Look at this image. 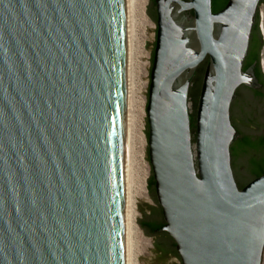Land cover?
I'll return each mask as SVG.
<instances>
[{
	"label": "water",
	"instance_id": "obj_1",
	"mask_svg": "<svg viewBox=\"0 0 264 264\" xmlns=\"http://www.w3.org/2000/svg\"><path fill=\"white\" fill-rule=\"evenodd\" d=\"M212 2L150 0L147 10L158 205L138 199L156 245L147 264L264 261V175L239 187L231 117L238 89L259 86L244 63L264 0L217 13ZM127 42L128 0H0V264H126ZM204 62L195 148L189 101ZM248 95L233 116L253 114L240 126L264 136L261 101ZM235 163L241 181L252 177L250 155Z\"/></svg>",
	"mask_w": 264,
	"mask_h": 264
},
{
	"label": "bare ground",
	"instance_id": "obj_2",
	"mask_svg": "<svg viewBox=\"0 0 264 264\" xmlns=\"http://www.w3.org/2000/svg\"><path fill=\"white\" fill-rule=\"evenodd\" d=\"M148 3L149 0H128L126 264H137L138 253L136 244L139 230L136 221L139 214L138 199L144 195L148 176V166L146 165L144 154L147 142L144 132L145 99L141 95L143 89L141 58L145 55V38H141V33L144 32L145 25L149 22L147 16ZM262 18L264 31V4L262 5Z\"/></svg>",
	"mask_w": 264,
	"mask_h": 264
},
{
	"label": "flooded vegetation",
	"instance_id": "obj_3",
	"mask_svg": "<svg viewBox=\"0 0 264 264\" xmlns=\"http://www.w3.org/2000/svg\"><path fill=\"white\" fill-rule=\"evenodd\" d=\"M260 13H258L257 15V20L256 23L254 25L253 28V32H252V37H251V43H250V48H249V52L248 55L245 59V63H244V70L246 71L248 68H250L252 65H255V73L256 76L259 80V86L257 88H251L249 86L246 85H242L238 91H237V98L235 99V104H241L240 102H238L241 98L246 97L245 102L242 103L241 106V111L243 112V110L246 108V106L248 105V98H249V91L254 92L255 94H257V98L260 99L261 101V107L262 109H264V62H263V55H264V31L262 28V24H261V20H260ZM246 89L247 92L243 93V90ZM234 102L232 104V108H231V117H232V122L234 127L239 131L240 136L239 138L234 142L233 146V150H235V157H234V153L233 154V169L235 172V177L237 180V183L239 185V187L241 189H243L246 185H248L251 181L254 180L253 178V172H254V168L264 164V136H254L252 133H247L246 129L243 130L242 127L240 125H245L248 127H251V125L253 124V114H244V120L242 118H240L241 120H236L235 117L233 116V112H234ZM251 124V125H250ZM246 128V127H245ZM249 140L251 143L255 144L252 147H244V145H242V140ZM259 142H263V147H258V143ZM248 156L250 155V159H251V170H252V177H249L247 179L246 182L241 181L238 178L237 172H236V168L237 166L235 165V160L238 158V156ZM241 184L243 186H241ZM165 223V222H164ZM166 232H159L158 234H164ZM157 234V233H156Z\"/></svg>",
	"mask_w": 264,
	"mask_h": 264
},
{
	"label": "rangeland",
	"instance_id": "obj_4",
	"mask_svg": "<svg viewBox=\"0 0 264 264\" xmlns=\"http://www.w3.org/2000/svg\"><path fill=\"white\" fill-rule=\"evenodd\" d=\"M150 3V0H149ZM148 3V6H149ZM264 4V2L260 5V17H261V24L263 22V18H262V5ZM148 6H147V10H148ZM147 16H148V20L149 22L145 25V29L144 32L141 33V38L144 39L145 38V47H144V52L145 55L144 57L141 58V62H142V76H141V82L143 83V89L141 92L142 97L145 99V129L144 132L146 134V124H147V100L148 97L146 96V93L148 92V87H149V83H150V69H151V51L148 49V47L146 46V41H156V32H157V25L155 23V21L149 16L148 12H147ZM144 67V68H143ZM146 145H145V149H144V154H145V158H146V165L147 167V185H146V190L144 191V195L142 197H140L141 200H143L144 202H146L147 204L151 205V206H155L158 207L157 203L152 199L149 191H148V180L151 177L152 174V167H151V163L149 161L148 158V152H147V147H148V138H147V134H146ZM146 169V168H145ZM138 215H137V219H143V213L140 211L139 209V203H138ZM137 224V228L139 230V237L137 240V244H136V249H137V253H138V257L136 258V262L137 264H147V258L146 255L151 254L152 249H156V245L154 242V238L153 237H149L146 236V234L143 231V228L138 225V221H136ZM171 262H176L178 264H181V261L179 260L178 257H171L167 263H171ZM264 264V261H263Z\"/></svg>",
	"mask_w": 264,
	"mask_h": 264
},
{
	"label": "trees",
	"instance_id": "obj_5",
	"mask_svg": "<svg viewBox=\"0 0 264 264\" xmlns=\"http://www.w3.org/2000/svg\"><path fill=\"white\" fill-rule=\"evenodd\" d=\"M188 1V0H187ZM229 0H213L212 6H213V12L217 13L221 10H223ZM153 3H155V0H152ZM157 21V17L155 18ZM154 55L155 52L153 53V61H154ZM207 61V60H206ZM205 61V62H206ZM205 62L202 63L197 71V75L193 81L192 87H191V92H190V110H191V116H192V130H193V136H194V146L196 148V128H197V110H198V104H199V97H200V92L202 88V83L200 80L203 79V74L202 72L205 70ZM201 82V84H200ZM148 136H149V130H148ZM242 145L246 148H250L254 146L255 144L251 143L249 140H242ZM258 147H263V142H259ZM232 152L234 153V157L236 155L235 150H233L232 146ZM264 175V164L259 165L254 168L253 172V178L256 179L260 176ZM149 190L153 192V189L155 188V178L154 174L150 177L149 179ZM241 186H243L241 184ZM165 223H161L158 228L154 230V234L158 233L159 228H161ZM173 248H176V244H174Z\"/></svg>",
	"mask_w": 264,
	"mask_h": 264
}]
</instances>
